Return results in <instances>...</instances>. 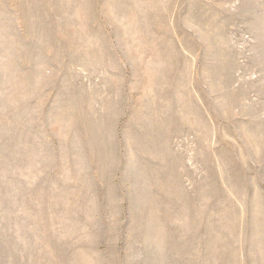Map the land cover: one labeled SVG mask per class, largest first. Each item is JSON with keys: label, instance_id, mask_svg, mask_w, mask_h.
<instances>
[{"label": "rangeland", "instance_id": "obj_1", "mask_svg": "<svg viewBox=\"0 0 264 264\" xmlns=\"http://www.w3.org/2000/svg\"><path fill=\"white\" fill-rule=\"evenodd\" d=\"M0 264H264V0H0Z\"/></svg>", "mask_w": 264, "mask_h": 264}]
</instances>
